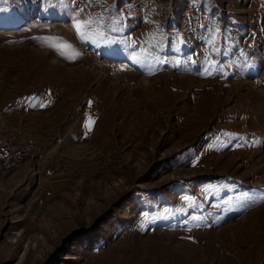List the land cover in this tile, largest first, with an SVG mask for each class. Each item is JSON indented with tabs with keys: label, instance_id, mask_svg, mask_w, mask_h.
I'll list each match as a JSON object with an SVG mask.
<instances>
[{
	"label": "rangeland",
	"instance_id": "1",
	"mask_svg": "<svg viewBox=\"0 0 264 264\" xmlns=\"http://www.w3.org/2000/svg\"><path fill=\"white\" fill-rule=\"evenodd\" d=\"M0 264H264V0H0Z\"/></svg>",
	"mask_w": 264,
	"mask_h": 264
},
{
	"label": "built area",
	"instance_id": "2",
	"mask_svg": "<svg viewBox=\"0 0 264 264\" xmlns=\"http://www.w3.org/2000/svg\"><path fill=\"white\" fill-rule=\"evenodd\" d=\"M0 114V172H9L23 167L30 158H43V150L33 140L20 142L5 127Z\"/></svg>",
	"mask_w": 264,
	"mask_h": 264
}]
</instances>
